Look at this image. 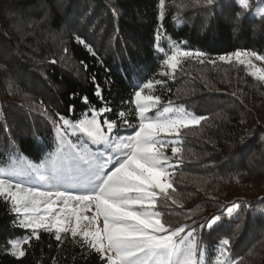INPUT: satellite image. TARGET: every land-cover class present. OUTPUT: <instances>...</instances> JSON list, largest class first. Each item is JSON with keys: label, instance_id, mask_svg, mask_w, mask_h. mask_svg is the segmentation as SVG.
<instances>
[{"label": "trees", "instance_id": "obj_1", "mask_svg": "<svg viewBox=\"0 0 264 264\" xmlns=\"http://www.w3.org/2000/svg\"><path fill=\"white\" fill-rule=\"evenodd\" d=\"M249 3L245 10L238 0H218L214 6L206 0H165V28L154 39L159 0H0V178L22 182L25 189L87 194L96 182L88 183L86 162H80L74 184L62 177L58 188L20 164H43L42 173L51 176L61 140L52 121L63 127L59 117L64 116L67 138L87 147L108 172L125 158L116 145L138 130L135 91H141L159 97L147 113L152 119L205 118L163 137L172 187L157 190L154 218L166 228L189 224L181 234L185 237L195 229L199 264H243L246 259L264 264V245L250 255L264 244V80L237 60L219 59L237 50L264 55V0ZM233 11L244 15L229 25ZM177 48L206 55L178 57L172 69L164 60ZM93 77L103 90V104L93 95ZM83 96L89 98L87 105ZM73 104L75 112H69ZM93 113L110 136L108 143H93L73 127ZM105 119L117 125L113 132ZM172 147L179 153L173 154ZM233 206H239V215L230 217ZM10 209L11 202L0 198V264H107L79 232L76 237L70 230L61 233L57 242L38 229L39 239L24 244L31 230L19 226L23 215ZM223 239L230 242L227 257L220 255ZM12 240L20 242L25 257L13 254Z\"/></svg>", "mask_w": 264, "mask_h": 264}, {"label": "snow or ice", "instance_id": "obj_2", "mask_svg": "<svg viewBox=\"0 0 264 264\" xmlns=\"http://www.w3.org/2000/svg\"><path fill=\"white\" fill-rule=\"evenodd\" d=\"M217 2L218 0H206L208 6H214ZM238 4L245 10L251 8L249 0H238ZM159 5L161 9L158 16L159 25L154 39H158L161 31L165 28L163 23L165 0H159ZM243 15L242 12L235 13L233 11V19L228 21L229 25L240 22ZM75 39L93 56L96 55L85 40L79 36ZM163 51L164 49L161 48L160 52ZM205 55L202 51L177 48L164 60V64L175 69L179 62L178 57H204ZM232 56H235L241 64H244L247 59L249 66H251V57L264 60V55H258L255 51L249 53L237 50L227 54L229 59ZM219 59L224 61L226 56L221 55ZM81 63L84 62L81 61ZM87 67V64H84L85 70ZM261 79H264V76ZM92 83L95 85L93 95L103 104V90L96 82L95 77H93ZM75 97L76 93H73L72 98L75 99ZM80 99L83 104L89 103L87 96ZM158 101L159 97L142 96L141 91H135V104L140 117L138 130L127 137L126 143L116 145L118 149L125 150V158L106 173L103 171L104 165L95 163L96 159L87 147L81 146L79 142L73 143L67 138L66 129L69 126V121L64 116L59 117L63 127L58 121H52L53 126L61 134V140L60 150L51 160V176L42 173L43 164L37 166L25 162L21 163L20 167L30 168L42 180L51 179L58 188L62 177L66 183L74 184L77 181L75 173L82 170L80 162H86L88 183L91 181L96 183L95 187L87 194L74 195L73 191L68 189L41 191L35 186L25 189L22 182L0 178V198L5 202H11L10 210L16 216L23 215L24 218L17 222L19 226L31 230L28 239L23 240L24 244H28L32 237L39 239L38 229L53 234L55 240L60 242L61 233L66 234L70 230L71 235L76 237L77 229L80 228L85 240L97 253L103 254L107 264H199L197 245L192 239L195 229L192 228L191 231H188L185 237L181 234L190 228L189 224L166 228L160 219L154 218L158 214L151 211V207L157 198V190L159 193H164L166 189L172 187L167 182L169 178L166 167L168 158L163 154L165 143L163 137L178 135L182 127H187L188 124H199L205 118L200 116L191 120L177 117L152 119L147 113L150 108L155 107ZM75 109L76 105L69 106V112H75ZM102 111L107 113L112 110L103 109ZM119 115L123 116V113ZM104 124L109 133L117 127L115 123L107 119L104 120ZM125 126H128L127 121H125ZM73 127L78 128L93 143H108L110 140V136L105 134L101 123L96 119L95 113L92 114L91 119L83 120L79 125ZM6 135L11 134L6 132ZM171 151L173 154H177L180 149L172 147ZM108 159L111 160L112 156H109ZM106 164L107 161H105ZM73 201L77 202L80 207L69 208V204ZM92 204L96 209L93 216L87 217L80 214L84 205ZM40 205H43L45 216L39 215ZM229 213H231V209H229ZM72 216H75L76 227L69 229L63 226L71 220ZM99 217L103 218V228L89 227L94 226ZM82 220L87 221L85 228L88 230L80 227ZM192 223L195 224V221ZM208 226L211 227V225ZM10 243L17 249V252L13 253L14 255H18V258L25 257L26 252L19 246V241L12 240ZM229 243L228 239L220 241L223 249L220 253L221 256H228ZM217 259L219 260V257ZM222 264H228V260L223 261Z\"/></svg>", "mask_w": 264, "mask_h": 264}, {"label": "rangeland", "instance_id": "obj_3", "mask_svg": "<svg viewBox=\"0 0 264 264\" xmlns=\"http://www.w3.org/2000/svg\"><path fill=\"white\" fill-rule=\"evenodd\" d=\"M258 55H259V54H258ZM250 59H251V66H249L247 59L245 60V63H244V64L250 68V70H251V72L253 73L254 77H256V78H261L262 76H264V60H259V59H256L255 57H251ZM231 60H237V59H236L235 56H232L230 59L227 58V56H226L225 61H231ZM237 62H239V61L237 60ZM239 63H240V62H239ZM263 80H264V79H263ZM186 118H187L188 120H191L192 118H194V116L188 114V115L186 116ZM257 159H258V158H257ZM167 182H168V180H167ZM234 186H235V185H234ZM22 194H23V193H22ZM58 203H62V202H58ZM71 203H72V204H71ZM71 203H70V205H69V208H72V207H77V208H79V207H80V205H79L77 202H75V201H73V202H71ZM41 209L43 210V207H41ZM230 209H231V213H229V210L227 211V214H228L230 217H231V216L239 215V211H240L239 206H233V207H231ZM95 211H96V209H95V205H94V204H92V205H84V206H83V211L80 212V214L83 215V216L91 217V216H93V215L95 214ZM86 224H87V221L82 220V221H81V225H80V227H81V228H85V225H86ZM63 226H66V227H68L69 229H71V228H73V227H76L75 216H72V217H71V220H70L69 222H67L66 224H64ZM89 227H96V228H100V229H102V228H103V218H102V217H99V218L97 219L96 224H95L94 226H89ZM85 230H88V228H85ZM77 232L82 233V232L80 231V228L77 229ZM89 239H91V238L89 237ZM262 245H264V244H260V245L258 246V248L255 249V251L252 252L250 255H251V256H253V255H257V254H258V250H259V248L262 247ZM248 262H249V260L247 261V259H246V260L243 262V264H248Z\"/></svg>", "mask_w": 264, "mask_h": 264}, {"label": "bare ground", "instance_id": "obj_4", "mask_svg": "<svg viewBox=\"0 0 264 264\" xmlns=\"http://www.w3.org/2000/svg\"><path fill=\"white\" fill-rule=\"evenodd\" d=\"M72 204V203H71ZM70 205V204H69Z\"/></svg>", "mask_w": 264, "mask_h": 264}]
</instances>
